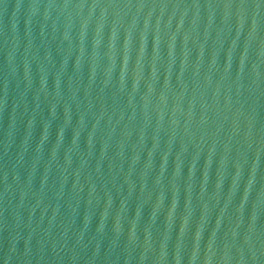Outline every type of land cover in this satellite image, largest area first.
<instances>
[{
  "label": "water",
  "instance_id": "obj_1",
  "mask_svg": "<svg viewBox=\"0 0 264 264\" xmlns=\"http://www.w3.org/2000/svg\"><path fill=\"white\" fill-rule=\"evenodd\" d=\"M0 264H264V0H0Z\"/></svg>",
  "mask_w": 264,
  "mask_h": 264
}]
</instances>
